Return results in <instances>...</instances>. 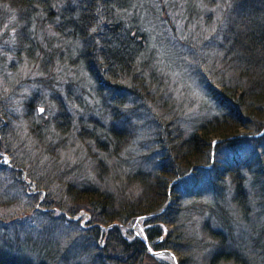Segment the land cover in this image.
<instances>
[{"label": "trees", "instance_id": "16d2710c", "mask_svg": "<svg viewBox=\"0 0 264 264\" xmlns=\"http://www.w3.org/2000/svg\"><path fill=\"white\" fill-rule=\"evenodd\" d=\"M4 1L9 4L8 8H5L9 13L0 15V27H3L7 40L5 42L11 41H8L10 36L8 28L12 26L11 37L13 40L16 39L19 50L24 49L30 57L35 54L37 59H42V63L44 62L43 77L47 76L50 82L59 85L57 82L63 81L61 73L64 69L76 72L84 68L86 71L83 70L86 73L89 72L97 81L102 76L106 79L98 83L100 89L104 88L103 92L99 91L100 98L105 99L107 92L117 96L125 90L119 83L111 84L112 79H117L118 82L127 81L130 104L135 101L157 104L155 101L159 99L161 106H171V103L174 105L171 98L163 97L160 91L157 94L156 88L151 87L153 82L152 60L154 56H157L154 49L158 45L162 51H165L166 46H170L169 40L159 34L158 29L155 30L159 33L152 34L155 38L152 41L158 44L150 49V45L144 44L147 33L142 32L139 42L136 41V45L141 44L142 46H138L141 48L137 50L134 39L139 32L134 33V38L131 40L116 43L115 37L105 39L103 38L104 32L100 35L90 30L93 25L97 29L100 28L104 20L112 24L115 20L120 22L119 24L126 20L128 12L125 9L119 10V7H114L109 0H92L90 5L82 6L81 3H77L75 6H67L69 15L59 9V3H54L60 0H0L1 3ZM131 2L144 11L146 17L151 18V22L156 21V5L150 0H131ZM52 4L55 6L52 7ZM211 7L213 11L207 16L206 10ZM169 8L174 9L172 5ZM180 8L182 15L193 18L194 21H197L196 17L198 19L202 17V13L205 12L204 18L207 20L206 27L208 28L207 30L204 28L201 32L202 36L197 37L196 41L193 40L190 44L199 56L197 58L200 66L199 76L204 80L207 96L212 102L218 104L221 112L204 119L203 122L194 124L191 133L187 136H184L178 127H174V133H171L173 127L170 126L173 121L164 123L161 132L166 133L165 142L170 143L172 157L169 158L167 154L163 155L151 170L128 172L120 183L130 181L139 186V192L132 196L118 195L119 192L110 186L108 188L102 185L103 181L97 185L82 179L77 172L73 171L71 177H77V182L69 180L65 183V195L71 196L76 201H84L83 204L91 210L93 223H97L82 231L81 236L87 235V241L81 242L79 240L81 236L67 239L65 257L56 260L50 250L52 248L51 238H48L46 233L45 236L43 235V240H34L27 235L25 246L17 240L16 249L13 248L10 251L7 248L11 253L0 251V264H70L69 259L72 258L78 259L75 261L77 264H83L86 261L85 264H173L162 262L159 257L150 254L144 238L148 240L153 250L172 248L183 256L179 264H189L190 257L186 251L188 248H196L195 234L198 232L195 230L188 232L184 224L176 223L177 205L181 202L179 197L183 194V190L195 197L198 186L202 183L207 184L210 196L207 202L199 203V206H192V204L191 211L196 216L208 213L210 220L207 217L204 221L201 220V228L214 240L216 247L218 246L209 264H219L223 260L233 261L236 264H247L243 257L238 256L240 253H236L240 252L239 249L229 248L230 243L233 245L237 230L240 233L238 238H243V235L232 220L234 212L226 206L223 192L231 186L230 200L243 208H249L251 204L250 196H248L249 185L255 189L257 198L254 200L264 198V134L253 138L227 139L240 133H258L264 127V0H189ZM93 10L96 14H93ZM71 11L75 14H70ZM100 11L102 13L98 15ZM168 12L171 14V10ZM58 14L60 18L57 17ZM101 15L103 17L96 21L97 16ZM11 17H14L12 22H10ZM164 18L163 21L170 24L171 17ZM33 19L39 22L36 27H33L31 23ZM42 26H47V31L43 40L40 41L37 36H33V33H36L34 31ZM188 39H190L189 35L183 37V40ZM128 44L133 47H129ZM175 50L172 48V51L175 52ZM167 52L169 54L168 50ZM206 75L219 87L212 85ZM57 93L60 95L58 91ZM61 96L59 99L52 95L56 105L61 108L63 104L59 100L64 102V106H71L72 103L78 104L82 114L95 109L88 102V95L82 105L81 100L75 99V96L67 95L65 100ZM122 102L126 104L125 99L115 102L116 111L122 108ZM99 109L108 113L104 108ZM3 117L8 118V113L3 112L1 108L0 118ZM75 118L80 129L79 138L82 134V139L90 142L95 140L97 143L101 139L102 145L99 144V149L104 152L108 151L105 143L116 142L113 151L116 153L115 150L121 148L122 143L125 144L129 138V132L124 131V128L116 129L112 126L107 128L103 125L98 127V121L92 120L94 124H92V130L89 131L85 127L87 124L83 123L77 114ZM54 124L55 130L50 131L48 129H50L51 122L45 121L43 125L48 135H39L34 149L24 155L30 165L29 168L34 172H37L38 168H44L42 172L48 171L50 158L45 160L46 149L43 142L45 136H48L52 142L61 134L58 131L61 126H58L56 121ZM37 125L34 126L33 131L38 129ZM2 137L3 135H1L0 151L9 152L8 140ZM214 138H225V140L215 145L213 151L216 159L215 166L206 170V165L211 162V147ZM50 144L53 148L61 147L57 142L55 145ZM46 148H49L48 144ZM225 150L232 152L233 155L228 157L224 153ZM244 158V162L237 165ZM52 160V162L58 161L56 156ZM223 163L225 165L222 167ZM11 164L15 168H20V170L16 169L17 174H14L17 181L25 165L15 158ZM191 167L193 169L190 176L173 186V201L166 206L164 211L140 219L142 232L141 230L137 233L126 232L121 227H124L129 220L135 219L136 216L156 211L163 206L167 200L168 183L174 178L188 174ZM29 175L32 174L29 173ZM36 175H39V178L44 176L40 171ZM47 177L49 180L42 182L45 186H49L48 183L52 178V176ZM192 179L194 180L192 184H188V181ZM0 199H3L1 194ZM48 205L56 204L49 201ZM58 208L66 213L76 212V210L72 211L64 207L61 203H58ZM242 211L245 213L238 208V212L235 211V213L240 218L243 214L246 219L248 212L246 213L243 209ZM210 221H213L215 225ZM245 221L249 222V220ZM251 235L249 234V237ZM253 238L255 246L264 248L260 243L259 245L256 243L258 237L252 236V240ZM22 247L26 248V254L21 252ZM27 253L30 256H27Z\"/></svg>", "mask_w": 264, "mask_h": 264}, {"label": "rangeland", "instance_id": "374dc122", "mask_svg": "<svg viewBox=\"0 0 264 264\" xmlns=\"http://www.w3.org/2000/svg\"><path fill=\"white\" fill-rule=\"evenodd\" d=\"M91 1L60 0L58 2L54 1V3H59V9L69 15V10L66 9L67 6H75L77 3H81L82 6L90 5ZM109 1L111 4L113 3L114 7H119V10L125 9L128 12L125 17L126 20L121 24L117 20L112 21L113 24L108 20H104L100 28L97 29L93 25L90 30L100 35L101 32H104L103 38L105 39H113L115 37L116 43L118 41L123 43L131 40L134 38V33L139 32L134 39L137 50L141 48L138 46H142L141 44L136 45V41L139 42L142 32L144 34L147 33L144 44L150 45V49L158 44L156 41H152L155 39L152 35L153 33L160 32L159 34L166 37L170 46H166L165 51H162L158 45L154 49L157 56H154L152 60L153 65L151 68L154 84L152 82L151 87L156 88L157 94L160 91L163 97L171 98L174 105L171 103V106H161L159 99L155 101L157 104L150 102L144 104L138 101L130 104L127 81L118 82L117 79H112L111 84L119 83L125 90L117 96L107 92L105 99L100 98L98 96L100 94L99 91L102 90L103 92L104 88L100 89L98 83L106 79L102 76L97 81L89 72L86 73L84 68L76 72L64 69L61 73L63 81H59L57 82L59 85H55V82H50L47 76L43 77L44 62L42 63V59H37L35 54L30 57L24 49L19 50V46L15 42L16 39L13 40L11 37L12 26L8 28L10 35L8 41L11 40L8 43L5 42L7 41L5 39V31L3 27H0V109L2 108L3 112L8 113V118H0V145H2L1 135H3L2 138L8 140L9 145L7 147L10 148L9 152L2 153L0 151V194L3 197V199H0V251L10 252L13 248L16 249L17 240L25 246L27 235L34 240H40L47 234V237L51 238L52 241L50 250L53 252L54 259L64 258L66 240L81 236L84 229L91 228L97 224L93 223L91 210L83 204L84 201H76L71 196L65 195V183L69 182V180L77 182V177H71L73 171L77 172L82 179L94 182L97 185L103 181L102 185L108 188L110 186L119 192L118 195L121 194L124 197L132 196L139 192V186L130 181H126L124 184L120 183L128 172L151 170L154 164L161 160L163 155L167 154L169 158L172 157L170 143L165 142L166 133L161 132L164 123L173 121L170 126L171 128L173 127L171 133H174V127H178L179 131L184 136H187L191 133L194 124L203 122L204 119L221 112L218 104L212 102L207 96L204 80L199 76L200 66L197 62L199 56L196 55L195 49L190 44L193 40L196 41L197 37L200 38L202 36L201 32L204 28L205 30L208 28L206 27L207 20L204 18L205 12L202 13V17L199 19L196 17L197 21H194L193 18H188V16L186 17L180 12L182 10L180 8L181 5H185L189 0H150L156 5L157 12L156 21L151 22V18L146 17L144 11L137 8L131 0ZM171 5L174 9L169 8ZM8 6L7 1L0 2V15L9 13L5 9ZM54 6L55 4H52V7ZM94 8L96 9L97 7ZM94 10L93 14H96ZM168 10H171V14ZM212 11V7L207 9V16ZM101 13L100 11L98 15ZM70 14L75 13L71 11ZM57 17L60 18V15L58 14ZM101 17L103 15L97 16L96 21ZM164 17H171L172 23L167 24L163 21ZM13 18H10V22L13 21ZM213 19H215V16H213ZM31 23H33V27H36L39 22L33 19ZM116 23L118 24L115 26ZM155 29H158L159 32ZM46 31L47 26H42L34 31L36 33H33V36H37L38 40L41 41ZM187 35L190 36V39L183 40V37ZM125 45L127 46V44ZM129 47L133 46L129 45ZM172 48L176 49L175 52L172 51ZM167 50L169 54H167ZM206 77L212 85L216 88L219 87L210 77L208 78L207 75ZM52 95L55 98H59L62 95L63 100H65L67 95L75 96V99L81 100V105L86 101L88 95L87 100L95 109L82 114L78 104L72 103L71 106H64V102L59 100L63 104V108H61L56 105L57 103L52 99ZM123 99H125L126 104L124 105L122 102V108L116 111L115 102ZM32 102L33 104H31ZM129 105L131 106L129 107ZM99 108H104L105 112L108 113L102 112ZM82 109H84L83 106ZM76 114L83 123L87 124L85 127L89 131L92 130V124H94L92 120H97L98 127L103 125L107 128L111 126L116 129L124 128V131L127 130L129 132V138L125 144L122 143L121 148L115 150L116 153H113L116 142L112 144L105 143L108 151L104 152L99 149V144L101 143L102 145L101 139L97 143L95 140L90 142L82 139V134L79 138L80 129L75 118ZM46 120L51 122L48 130H55L54 123L56 121L58 126H61L59 128L62 131L58 129L61 134L52 142L48 136H45L43 144L46 152L44 156L45 160L50 159L47 167L48 171L42 172L41 170H44V168L37 169V172L40 171L44 175L39 178V175H36L37 172L29 168L30 165H28L24 155L34 149L39 135H48V131L45 130L43 125ZM36 125L38 129L33 131L32 129ZM66 125L67 129H65ZM71 127L72 132H70ZM56 142L57 144L60 143L61 147L53 148L51 146L50 143L55 145ZM47 144L49 148H46ZM216 144H219V142H216L214 147ZM224 153L228 157L233 155L232 152H226V150ZM54 156L57 157V162H52ZM14 158L25 165L17 181L14 178V176L16 177L14 174H17L16 169L20 170V168H15L11 164ZM244 160L245 158L237 165H240ZM215 162L216 159L213 154L212 161L206 165L205 169L210 170L213 168ZM224 165L225 163H223L222 167ZM29 173L32 175H29ZM46 175L52 176L48 183L49 186L43 185L45 181L49 180ZM174 179H178V181L172 185L168 183L166 189V202L168 204L173 201V186L183 180H180L179 177ZM193 181V179L188 181V184H192ZM181 186L183 187V185ZM198 188L196 191L197 196L195 197H192L190 193H185L184 190L183 194L180 193L181 202L177 205L176 223L178 225L184 224L183 226L188 232L190 230L198 232H194L196 233V248H188L186 251L190 257L188 263L209 264V260L217 251L216 248L218 246L216 247L214 240L201 228V220L204 221L206 217L209 219L208 213L205 212L204 215L196 216L191 211L192 206H199V203L207 202L210 196L206 183L200 184ZM248 188L250 189L248 196H250L251 204L249 208L244 207L245 209L230 200V195H232L231 186L226 191L224 189L223 192L226 206L234 212L235 218L233 217L232 220L245 239L238 238L240 233L237 230L235 232L237 238L234 235L233 245L230 243L229 248L239 249L240 252L236 253H240L238 256L243 257L247 264H264V248L261 249L255 246L254 238L252 240V236L258 237L259 239L256 238V243L258 245L260 243L261 247H264V229L260 233L262 228H264V198L254 200L257 198L255 189L252 185H249ZM49 201L56 205L49 206ZM58 203L68 209H72V211L76 210V212L74 214L66 213L58 208ZM238 208L241 212H243L242 209L246 213L248 212L246 219L243 214L241 215L242 218H240L235 213V211L238 212ZM245 220H249V222ZM134 221L135 219L129 220L124 227H121L126 232L137 233L142 230L141 221L139 220V225L133 227ZM210 223L214 224L213 221H210ZM118 225L120 226V223ZM249 234L252 235L249 237ZM79 238L81 242L88 239L87 235ZM165 249H169L175 254L176 262L179 264L183 257L182 254L172 248ZM21 252L26 254V248L22 247ZM148 252L152 254L149 250ZM152 255L159 257L162 262L174 264L170 254ZM27 256L30 255L28 254ZM69 261L70 264H77L75 261H78V259L72 258ZM219 264L236 263L223 260Z\"/></svg>", "mask_w": 264, "mask_h": 264}, {"label": "water", "instance_id": "95a60500", "mask_svg": "<svg viewBox=\"0 0 264 264\" xmlns=\"http://www.w3.org/2000/svg\"><path fill=\"white\" fill-rule=\"evenodd\" d=\"M263 132H264V127H263L258 133H240V134H237V135H233V136H231V137H228L227 139H231V138H235V137H239V138H253V137L261 136V135L263 134ZM224 140H225V138H216L215 140L212 141V147H211V161H212V159H213V154H214V153H213V151H214V144H215L216 142H222V141H224ZM206 167H207V166H206ZM192 169H193V167L190 168V171H189L188 174H185V175L179 177L180 180L186 178L187 176H189V175L192 173ZM177 181H178V179H174V180H172V181L170 182V184L172 185V184H174V183L177 182ZM167 205H168V202H166L163 206H161V207H160L159 209H157L156 211H152V212L147 213V214H144V215L136 216V217H135V221H134V225H133V227H135L136 225H139V220H140L141 218H144V217L149 216V215L158 214V213H160L161 211H163V210L166 208ZM141 232H142V230H141ZM143 240H144V243L146 244V246L148 247V250H149L152 254H156V255H166V254H170L171 257H172L173 260H174V264H177L175 254H174L171 250H169V249L153 250V249L151 248V246H150L148 240L145 239V238H144Z\"/></svg>", "mask_w": 264, "mask_h": 264}, {"label": "snow or ice", "instance_id": "6c2138e0", "mask_svg": "<svg viewBox=\"0 0 264 264\" xmlns=\"http://www.w3.org/2000/svg\"><path fill=\"white\" fill-rule=\"evenodd\" d=\"M42 111V110H41Z\"/></svg>", "mask_w": 264, "mask_h": 264}]
</instances>
